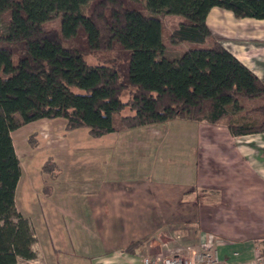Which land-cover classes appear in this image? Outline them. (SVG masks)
I'll use <instances>...</instances> for the list:
<instances>
[{"label":"trees","instance_id":"trees-1","mask_svg":"<svg viewBox=\"0 0 264 264\" xmlns=\"http://www.w3.org/2000/svg\"><path fill=\"white\" fill-rule=\"evenodd\" d=\"M213 8L264 20V0H0V264L37 258L34 229L16 206L22 167L12 133L27 124L61 118L66 131L101 138L121 130L113 118L129 109L122 129L226 119L235 136L264 133V80L213 36ZM164 16L182 18L173 43L212 45L167 56ZM55 18L59 29L48 28ZM242 100L261 102L241 117Z\"/></svg>","mask_w":264,"mask_h":264},{"label":"crops","instance_id":"crops-1","mask_svg":"<svg viewBox=\"0 0 264 264\" xmlns=\"http://www.w3.org/2000/svg\"><path fill=\"white\" fill-rule=\"evenodd\" d=\"M207 24L229 52L264 80V20L236 18L230 11L213 8ZM260 102H241L240 116ZM245 118L255 121L253 114ZM57 123L66 129L61 118L27 125L54 132ZM193 123L195 127L175 133L173 147L189 155L187 165L175 164L172 185L153 183L151 168L146 167L143 154L150 145L149 138L143 137L161 133L159 128H149L152 125L94 138L99 144L94 145L93 156L101 169L95 166L93 172H86L93 176L88 179H81V169L76 175L72 167L79 146L71 143L70 135L82 129L68 132L70 142L62 162L71 167L64 171L68 176L60 179L62 191L41 197L33 218L20 209L17 200L24 172L21 164L16 206L34 229L37 258L20 259L17 264H142L144 256H171L187 248L198 249L203 243L216 247L226 264L251 261L255 248L264 245V133L235 136L226 119L218 124ZM17 131L12 133L15 150ZM88 136L87 141L92 137ZM167 225L176 230L178 240L168 235L169 240L162 238ZM188 228L194 233L186 235ZM139 241L146 244L142 251L126 252ZM194 241L196 246L191 245ZM41 242L49 245V255L40 249Z\"/></svg>","mask_w":264,"mask_h":264},{"label":"rangeland","instance_id":"rangeland-1","mask_svg":"<svg viewBox=\"0 0 264 264\" xmlns=\"http://www.w3.org/2000/svg\"><path fill=\"white\" fill-rule=\"evenodd\" d=\"M147 13L152 14L150 11H147ZM181 20L182 18L180 16L162 17L164 25L162 36L163 42L166 45L167 55L172 56L171 58H177L187 50L204 48L212 45V38L209 39L207 44L205 45H197L190 43H184L180 45L179 43H173L171 41L172 31ZM59 26V18H55L47 25V27L50 29H59ZM5 28V24H2L1 29ZM111 56L112 55L109 54V57ZM104 57L107 56L104 55ZM87 61L91 65H96L101 60L95 55H88ZM128 99L129 93L125 92L121 97V100L125 102ZM242 102L248 101L242 100ZM130 114V110L126 109L121 115H115L113 118L115 126L122 129L121 117ZM44 121L49 120L44 119ZM195 125L196 124L193 122L173 120L166 124H157L149 126V128H159L161 131V133L159 132L157 134L151 132V134L148 133V136L143 137L149 138L147 139V144L150 145V150H147V152L143 154V156L144 159L147 161L146 167L151 168V180L153 183L161 184V182H166V184L172 185L174 182L173 169L175 164L179 162L182 166L187 165L185 163L186 156L189 154L187 152H180L173 147V145L175 144V138H177L175 137V133L178 129L184 131L185 128H192L195 127ZM45 128L46 127L43 128L41 126L37 127L32 125H25L19 128L17 133L14 134L16 150L21 160L22 167L24 169L23 176L20 182V189L18 188L17 200L20 209L32 218L34 214L33 210L35 209L36 203L41 197L50 195L55 190L62 191L63 183L60 181V179H62L63 176H68L64 171H67V169L71 167L70 164L68 165L66 162H62V156L64 153L63 150L69 144L70 140L73 141L71 142L72 144L79 146L77 147L79 149L76 148L77 150L74 152V158L72 160V167L74 170H76V175H78L77 172L80 168L82 171L80 178L88 179L93 176H88L89 174H86V172H93L95 166L97 168V171H100L101 169V165L98 166V164L95 162L96 159L93 156V147L94 145L99 144V142H97L98 140L93 142L94 138H92L91 136V140L87 141L89 137V132L87 129L83 128L78 132H73L74 134L70 135L69 140L68 132L70 131H66L65 127H60L59 123H57L56 128L54 127V129H52V131L54 132H51V128ZM133 133L137 132L135 131ZM137 136L133 137L132 135L131 138L137 139L139 138V136ZM138 155L139 154L137 152L135 157ZM51 170L52 172H49ZM102 170H104V168ZM156 184H153L155 188L157 186ZM171 227L172 225H167L166 231L162 233V238H164L165 240H169V238L167 237L170 236V239H172L173 241L174 239L178 240L177 235L174 233L176 230L174 229L175 231H173ZM178 233L180 234V232ZM192 233H194V230L192 231L190 230V228L185 231L186 235ZM185 234L184 232L181 233L182 236ZM55 242L57 241L55 240ZM141 242L145 243V241ZM196 242L197 241H194L191 245L196 246ZM145 246L146 244L140 248V251H142ZM44 248L45 251H43ZM40 249H42L45 254L49 255V245L44 247L43 242H41ZM188 249L194 250L196 249V247L187 248L186 250L188 251ZM186 250H184V253H186ZM154 251L158 253L156 247L154 248ZM179 253H181V251Z\"/></svg>","mask_w":264,"mask_h":264},{"label":"built area","instance_id":"built-area-1","mask_svg":"<svg viewBox=\"0 0 264 264\" xmlns=\"http://www.w3.org/2000/svg\"><path fill=\"white\" fill-rule=\"evenodd\" d=\"M238 254L235 253V256ZM142 264H226L219 254V250L207 243H203L198 249H188L171 256H144ZM244 264H264V245L255 248L254 258Z\"/></svg>","mask_w":264,"mask_h":264}]
</instances>
